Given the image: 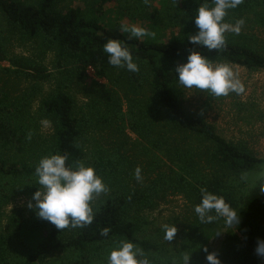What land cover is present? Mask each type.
<instances>
[{
    "label": "trees",
    "instance_id": "obj_1",
    "mask_svg": "<svg viewBox=\"0 0 264 264\" xmlns=\"http://www.w3.org/2000/svg\"><path fill=\"white\" fill-rule=\"evenodd\" d=\"M59 1L0 0V10L24 37L41 39L54 49V69L63 71L73 65L84 73L92 67L112 84L123 82L122 86L131 94L127 95L129 126L147 139L146 151H156L162 158L156 157V174L139 186L131 181V162L119 152L97 153L90 158L74 94L62 86L44 94L42 83L53 70L25 57H11V71L34 82L15 101L0 87V210L16 192L32 193L40 186L34 175L39 159L18 162L6 157L8 151L22 150L31 142V125L40 118L48 119L54 127L52 143L44 156L59 152L68 156L66 163L83 161L93 166L109 191L92 202L94 220L83 228L64 230L44 219L28 222L23 217H13L14 233L0 230V264H105L108 252L121 239L141 247L152 264H183L184 256H190L189 264H198L206 241L223 218L201 223L196 214L188 217L189 228L182 232L176 249L171 250L160 238V231L150 232L144 212L156 206L167 192L182 195L195 207L200 203L201 189L222 196L237 212L241 193L228 177L257 168L264 158L245 142L222 136L207 119L211 94L199 110H187L175 69L187 62L193 50L211 61H226L250 70L264 69V53L250 42L226 33V45L220 50L209 51L191 43L189 37L199 31L195 25L197 9L205 0L175 1L180 14L189 19L181 23L173 19L171 27L176 26L179 34L155 32L152 37L131 39L130 33L120 30V24L102 19L98 9L87 10L79 4L62 9ZM247 17L264 25V0H243L236 9L228 11L225 22L235 23ZM109 38L128 47L139 66L138 72L108 63L103 46ZM7 57L0 47V62ZM105 99L98 122L104 127L124 121V101L117 91ZM252 194L247 201V219L239 225L243 236L230 238L220 257L221 264H264V258L255 251L257 241L264 240V193ZM105 227L110 229L107 237L100 235ZM30 233L36 235V242ZM10 237L25 250L18 260L11 258Z\"/></svg>",
    "mask_w": 264,
    "mask_h": 264
},
{
    "label": "rangeland",
    "instance_id": "obj_2",
    "mask_svg": "<svg viewBox=\"0 0 264 264\" xmlns=\"http://www.w3.org/2000/svg\"><path fill=\"white\" fill-rule=\"evenodd\" d=\"M37 2L38 0H26ZM176 0H60L59 8L66 9L72 5H81L87 10H96L101 13V18L111 23L120 25L143 27L153 33H164L165 35L179 34L178 28L171 27L173 19L178 22H186L188 18L180 14L179 5ZM182 1V0H178ZM100 7V9H99ZM241 32L237 35L232 32L226 34L234 35L236 38L250 42L259 51L264 53V25L258 24L252 17L244 19ZM235 24L232 22H227ZM191 25H194L192 22ZM0 47L8 57L0 62V87L9 93L10 100L15 101L21 93L34 81L26 75H17L11 71L14 67L10 61L13 56L25 57L35 63L48 66L53 73L49 79L42 83L44 94L50 93L57 86L68 88L76 98V113L82 120L83 139L90 158L97 153L112 155L119 152L123 158L131 162V171L134 185H142L150 180L157 171L156 151H146L149 148L147 139L140 137L129 126L127 113L129 111L127 87L123 82L112 84L107 77L96 74L95 69L87 67L85 72L75 66H69L63 71L54 69L55 51L53 48L43 44L41 39H30L24 37L6 19L0 10ZM213 62H226L212 60ZM229 63V62H226ZM238 72L239 78L245 86V92L236 94L230 92L227 96L210 98L211 107L206 113L207 119L212 122L218 132L227 139L243 141L258 156L264 158V69L250 70L241 65L229 63ZM115 75H118L115 73ZM183 93L182 103L189 111L199 110L203 103L208 100L209 92L196 88L186 89L181 86ZM117 91L118 96L123 99L126 119L119 123L102 126L98 122V114L104 112L106 96ZM140 96V95H139ZM34 134L31 142L22 150L8 151L6 157L18 162H34L44 156L52 143L54 127L52 122L46 118L36 120L31 125ZM119 151H109V149ZM5 155V153H4ZM139 166L142 169L143 179L137 182L134 171ZM264 172V163L257 168L243 172L247 174V180H241V174L230 175L229 181L241 193V202L237 213L240 223L237 226H226L224 219H221L215 227L204 248L208 252H215L219 259L222 256L227 243L233 235L242 238L240 224L247 219V201L253 192H260L258 178ZM32 193L16 192L15 197L3 204L0 210V230L2 233L13 234L15 225L13 217L20 216L28 222L41 219L37 215L35 207H29V202L35 205ZM17 191V187L15 188ZM194 205L189 203L182 195H175L167 192L158 199L156 206L144 212L152 233H159L164 236L161 225L175 224L177 227L176 236L172 241H166L171 250L178 246L182 232L188 229V217L195 216ZM191 219V218H190ZM189 219V220H190ZM190 223V221H189ZM71 229L68 227L64 230ZM32 241L36 242L34 233H30ZM163 236L160 238L164 240ZM11 258L20 259L24 248L18 246V241L10 237ZM202 250V256L198 264H209L206 259L208 253ZM107 264V262H105Z\"/></svg>",
    "mask_w": 264,
    "mask_h": 264
},
{
    "label": "clouds",
    "instance_id": "obj_3",
    "mask_svg": "<svg viewBox=\"0 0 264 264\" xmlns=\"http://www.w3.org/2000/svg\"><path fill=\"white\" fill-rule=\"evenodd\" d=\"M243 0H205L195 16L198 32L191 35L193 44L201 45L209 51L220 50L226 45V32L239 34L245 23L243 18L235 24L225 22L230 9H236ZM120 30L130 33L129 39L135 37H152L155 34L136 25H121ZM103 52L108 55V63L114 67L126 68L130 72H138L139 66L128 47L118 40L109 38L103 46ZM178 83L186 89L196 88L206 90L214 97L227 96L230 92L242 94L245 86L238 72L226 62H213L199 51H191L187 62L176 67ZM30 139V136H29ZM66 154L50 153L42 156L34 169L37 184L41 187L32 197L36 203L29 202V207H35L37 215L54 224L58 229L83 228L94 220L92 202L109 189L103 178L93 166L83 161L66 163ZM137 182L142 177V169L137 166L134 171ZM241 180H247V174H241ZM258 187L264 193V172L258 178ZM201 223H212L223 218L226 226H237L240 223L239 214L230 207L222 196L206 189H201V200L194 207ZM215 213L212 215L210 213ZM161 230L165 241H172L177 233L175 224H163ZM110 229L105 227L100 235L107 237ZM206 259L209 264H221L215 252H208ZM259 257L264 258V240L257 241L255 249ZM190 256L183 257V264H189ZM107 264H152L144 250L132 241L121 239L114 244L106 256Z\"/></svg>",
    "mask_w": 264,
    "mask_h": 264
},
{
    "label": "built area",
    "instance_id": "obj_4",
    "mask_svg": "<svg viewBox=\"0 0 264 264\" xmlns=\"http://www.w3.org/2000/svg\"><path fill=\"white\" fill-rule=\"evenodd\" d=\"M90 70H92L93 68L92 67H89Z\"/></svg>",
    "mask_w": 264,
    "mask_h": 264
}]
</instances>
